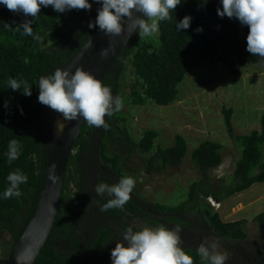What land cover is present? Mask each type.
Instances as JSON below:
<instances>
[{"label":"trees","instance_id":"trees-1","mask_svg":"<svg viewBox=\"0 0 264 264\" xmlns=\"http://www.w3.org/2000/svg\"><path fill=\"white\" fill-rule=\"evenodd\" d=\"M89 2L90 10L64 13L54 11L51 6L42 7L32 23L39 40L23 35L22 29H18L25 20L33 19L30 15L0 6V193L8 186L6 177L10 172L19 169L28 177L27 183L20 185V197L0 198V229L13 245L35 211L47 167L37 82L41 76L61 69L99 30L98 26L88 25L95 22L101 5L95 0ZM217 8H222L219 0L207 3L182 0L170 12L171 20L159 23L156 46L150 45L149 38H140L136 31L103 85L110 88L113 97L120 96L124 106L127 97L123 80L131 68L137 79L131 92L134 101L151 100L167 106L176 101L187 74L208 61L227 67L233 65V60L240 65H264V60L246 50L248 26L241 25L236 18H221ZM185 16L192 17L190 27L179 32L175 22ZM197 28L203 31L197 32ZM46 39L53 42L44 46ZM9 78L27 81L32 86V95H23V89H9ZM224 116L233 135L232 110L224 109ZM105 122L107 127L89 126L87 121L83 126L70 157L59 215L35 264H95L101 254L111 255L128 227L134 231L148 228L141 226L142 222L150 228H180V247L193 257L194 264L205 263L196 251L201 243L222 247L223 252L219 248L216 251L226 255L225 264H264V240L250 242L245 221L224 222L210 203L221 204L264 182V114L259 129L238 138L242 156L229 178L211 177L210 173L223 163L224 147L207 140L191 153L200 177L190 185L184 201L177 205L153 203L133 191L123 208L102 212L101 206L112 197L107 192L97 195V184L111 186L127 176L126 168L134 153L144 156V169L152 174L182 164L189 154L188 143L180 135L169 147L155 144L160 136L157 130H146L141 138H135L121 110L106 115ZM112 138L123 148L122 154L109 151L108 140ZM12 139L22 146L21 155L8 163L5 153ZM255 222L264 230V212Z\"/></svg>","mask_w":264,"mask_h":264},{"label":"clouds","instance_id":"clouds-1","mask_svg":"<svg viewBox=\"0 0 264 264\" xmlns=\"http://www.w3.org/2000/svg\"><path fill=\"white\" fill-rule=\"evenodd\" d=\"M95 2L101 7L97 9L95 22L89 23V28L98 26L105 35L119 36L125 31L127 20L130 32L138 31L140 38H151L159 32L161 21L171 20L170 12L174 11L182 0H95ZM202 3H207V0H202ZM219 3L222 8H217L218 16L236 18L241 25L248 26L246 50L264 60V0H219ZM0 6L15 13L30 15L33 19L25 20L18 29H22L23 35L34 40H39L40 37L34 34L32 23L42 7L51 6L58 13L73 9L90 10L92 7L89 0H0ZM138 14H142V18ZM191 20V16H185L175 22L176 30L181 32L188 29ZM196 31L201 32L203 29L197 28ZM88 45L91 46L90 41ZM107 55L108 49H102L101 58ZM7 85L12 91L23 89L21 91L23 95H32V86L27 81L9 78ZM37 86L38 102L55 110L62 117L56 123V130L59 133L64 131L66 122L79 123L81 120H86L89 126L107 127L105 116L113 115L123 106L120 96L113 97L108 86L83 69L72 73L70 70L57 68L53 74L41 76ZM4 107H8L7 101ZM21 147L16 139L9 141L5 153L8 163L19 159ZM6 181L8 186L0 193V198L5 200L20 197L22 195L20 185L26 184L28 177L17 169L7 175ZM135 183L131 176H124L111 186L105 183L97 184L95 188L97 195L107 192L112 197L100 210L106 212L113 208H123L131 199ZM180 231L178 227L173 230L158 227L138 231L128 227L123 233L122 242H117L111 252L112 264H194L193 257L180 247ZM196 251L206 264H225L227 259L226 255L216 251L215 244L201 243ZM21 261L22 257L18 255L16 264H21Z\"/></svg>","mask_w":264,"mask_h":264},{"label":"rangeland","instance_id":"rangeland-1","mask_svg":"<svg viewBox=\"0 0 264 264\" xmlns=\"http://www.w3.org/2000/svg\"><path fill=\"white\" fill-rule=\"evenodd\" d=\"M160 30L148 39L156 46ZM53 41L46 39L44 46ZM231 67L208 61L199 68L191 70L180 85L175 102L160 106L151 100L143 103L134 101L131 94L137 82L129 68L123 80L127 103L121 113L128 119L127 127L135 138H141L146 130H157L160 136L156 145L169 147L177 136H183L189 148V154L178 166H170L163 173L152 174L144 169V156L132 155L126 168L127 176L135 179V191L149 202L177 205L187 198L190 185L200 174L191 160L192 151L202 142L211 140L224 147L223 163L213 170L212 178H229L235 171L242 156V145L238 138L261 127L264 114V65L238 64L233 60ZM234 71H238L235 73ZM224 109L232 110L233 135L227 129ZM108 149L112 153H123V148L115 139L108 140ZM264 151V146H263ZM73 191V188H71ZM224 222L245 221L244 229L250 242L264 240V230L255 222V218L264 212V182L236 194L221 204L210 201ZM148 226L147 223H141ZM208 240H213L208 237ZM13 244L7 234L0 229V257H6ZM223 252L222 247L217 246ZM95 264H112L111 255L101 254ZM206 264V262L204 263Z\"/></svg>","mask_w":264,"mask_h":264},{"label":"water","instance_id":"water-1","mask_svg":"<svg viewBox=\"0 0 264 264\" xmlns=\"http://www.w3.org/2000/svg\"><path fill=\"white\" fill-rule=\"evenodd\" d=\"M141 15L142 14H138ZM125 20V31L119 36H108L98 30L61 68V70L83 69L104 84L113 65L136 31L130 32ZM90 41V45H88ZM108 55L101 58L102 49ZM42 130L47 147V167L41 193L35 211L23 233L12 246L10 253L0 257V264H16V257H22L21 264H35L47 244L59 215L70 157L86 122H66L62 133L57 132L56 123L61 115L41 104ZM73 124H76L75 126Z\"/></svg>","mask_w":264,"mask_h":264}]
</instances>
